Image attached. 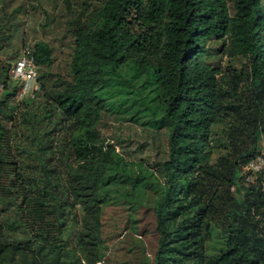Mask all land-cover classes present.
<instances>
[{"label": "trees", "instance_id": "1", "mask_svg": "<svg viewBox=\"0 0 264 264\" xmlns=\"http://www.w3.org/2000/svg\"><path fill=\"white\" fill-rule=\"evenodd\" d=\"M84 6L71 14L69 75L51 70L49 43L33 51L47 107L64 123L71 177L64 200L59 188L34 184L14 152L10 124L24 101L20 83L8 85L7 78L0 95V195L16 202L27 238L8 242L0 217V264H106L111 237L103 219L117 175L122 182L134 177L141 188L132 192L143 196L135 203L152 212V229L140 228L154 235L147 264H264V169L244 182L264 135V0H102L88 12ZM112 84L167 127L164 157L149 177L102 134L104 89ZM222 122L225 151L215 154L214 127ZM70 197L84 209L79 246L87 260L62 237Z\"/></svg>", "mask_w": 264, "mask_h": 264}, {"label": "rangeland", "instance_id": "2", "mask_svg": "<svg viewBox=\"0 0 264 264\" xmlns=\"http://www.w3.org/2000/svg\"><path fill=\"white\" fill-rule=\"evenodd\" d=\"M101 1L0 0V95L5 91L7 78L8 85H22L20 80L13 77L14 63L24 49L33 52L35 45L41 41L53 47L55 62L51 70L69 75L74 42V34L70 28L71 14L83 9V3H87L85 11L88 12ZM42 91L38 80L34 93L24 97L21 108L11 120L10 137L14 152L20 156L23 168L34 180V184L39 187H52L53 191L59 188L56 195L64 200L71 178L67 165L69 162L62 153L64 147L60 133L64 130V123L59 121L56 110L47 107ZM104 91L109 105L104 111L101 123L103 136L116 145L129 167H137L136 171L142 169V175L149 177L150 170L155 171L158 161L164 157L168 140L167 127L151 122V113L142 104L131 105L123 100L121 93H118L119 86L112 84ZM48 111L53 113L51 117L47 116ZM159 116L160 114L156 115L157 118ZM226 126L222 122L214 127L219 141L218 146L214 147L215 154L225 151L223 129ZM54 152L55 159L48 161V156H52ZM253 159H259L258 163L262 166L264 135L260 141V154ZM249 163L244 167V172H249L244 178L247 184L253 182L255 174L264 169L263 165L254 170ZM117 177L118 180L108 189L111 196L104 211V230L110 233L111 237L106 244V264H147V260L152 258L154 235L152 230L144 234L140 228L145 225L147 229H152V212L135 203L142 195L132 192L134 187H137V192L141 188L134 185V177L124 175L128 178L123 182L120 181V175ZM143 189L150 193L153 191L151 186ZM234 190L237 191L236 188ZM73 201V197H70V204L66 206V226L63 228L62 237L70 252L75 250L81 258L87 260V256L80 252L79 246V237L83 233L85 223L84 209L79 203L73 204ZM15 203L12 198L0 195V217L8 242L27 240L23 227L18 222ZM135 226L140 231L135 230ZM116 232H119L120 236L114 238ZM57 242L62 245V241ZM70 252L65 254L71 255ZM67 255L66 260L70 259Z\"/></svg>", "mask_w": 264, "mask_h": 264}, {"label": "built area", "instance_id": "3", "mask_svg": "<svg viewBox=\"0 0 264 264\" xmlns=\"http://www.w3.org/2000/svg\"><path fill=\"white\" fill-rule=\"evenodd\" d=\"M38 64L36 57L33 52L29 49H24L22 54L14 63L13 67V77L14 79L20 80L22 82L21 89L19 91V98L22 99L28 94H33L35 91V86L38 87ZM259 159H252L250 161V167L254 170L261 168L264 165L262 161V166L258 163Z\"/></svg>", "mask_w": 264, "mask_h": 264}]
</instances>
